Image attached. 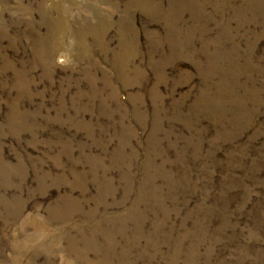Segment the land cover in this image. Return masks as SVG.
Returning a JSON list of instances; mask_svg holds the SVG:
<instances>
[{
    "label": "rangeland",
    "instance_id": "374dc122",
    "mask_svg": "<svg viewBox=\"0 0 264 264\" xmlns=\"http://www.w3.org/2000/svg\"><path fill=\"white\" fill-rule=\"evenodd\" d=\"M0 264H264V0H0Z\"/></svg>",
    "mask_w": 264,
    "mask_h": 264
}]
</instances>
